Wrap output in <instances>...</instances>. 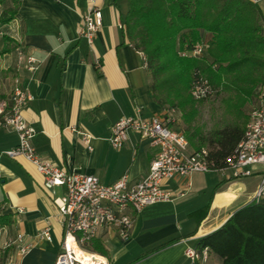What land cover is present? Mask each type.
I'll list each match as a JSON object with an SVG mask.
<instances>
[{"label":"crops","instance_id":"1","mask_svg":"<svg viewBox=\"0 0 264 264\" xmlns=\"http://www.w3.org/2000/svg\"><path fill=\"white\" fill-rule=\"evenodd\" d=\"M9 5L7 0L0 9ZM94 5L102 24L89 45L79 36L89 0H19L12 34L0 37V101L9 99L15 49L22 47L38 60L34 72H21L22 84L32 95L22 116L36 131L31 142L37 154L65 171L95 175L104 184L128 173L133 184L148 173L155 150L134 131L114 149L108 142L110 129L122 116L138 112L146 118L162 108L150 92L145 55L124 36L127 0H94ZM256 5L264 15V0ZM76 131L91 136L90 150ZM16 144V133L0 127V264H53L63 234L61 216L34 165L5 154ZM261 169L253 166L250 176L239 178L227 169L167 180L163 188L183 195L146 205L134 216L127 241L101 227L93 242L104 255L92 244L89 249L108 264H193L187 249L252 201ZM54 192L61 195L63 188ZM46 227L50 240L40 236ZM17 233L33 243L23 256L14 245L5 247ZM201 264L219 260L209 255Z\"/></svg>","mask_w":264,"mask_h":264},{"label":"trees","instance_id":"2","mask_svg":"<svg viewBox=\"0 0 264 264\" xmlns=\"http://www.w3.org/2000/svg\"><path fill=\"white\" fill-rule=\"evenodd\" d=\"M6 1L0 0V8ZM9 1L8 7L0 9V25L16 14L19 0ZM127 2L122 20L124 36L145 55L153 99L162 110L171 108L175 112L176 108L185 128L173 129L186 136L192 150L207 148L215 169L224 168L244 133L249 114L243 107L255 96L256 88L264 85V15L249 0ZM199 42L205 44L201 57L182 55ZM198 75L208 80L213 94L226 95L222 101L233 115L230 122L208 133L193 124L202 100L193 99L189 87ZM172 120L173 124L174 117ZM91 246L104 255L95 242ZM204 248L219 264H264V201L249 202L230 214L220 227L199 238L194 249Z\"/></svg>","mask_w":264,"mask_h":264},{"label":"built area","instance_id":"3","mask_svg":"<svg viewBox=\"0 0 264 264\" xmlns=\"http://www.w3.org/2000/svg\"><path fill=\"white\" fill-rule=\"evenodd\" d=\"M258 4L260 0H249ZM1 13V11H0ZM101 12L89 0L88 9L82 15L79 36L92 45L101 28ZM0 27V37L12 34V21ZM205 44L197 43L191 51L182 55L201 57ZM15 74L8 100L0 101V127L11 129L17 135V144L5 152L8 157H23L34 165L43 178V187L50 191L53 203L61 216L63 228L60 248L53 264H108L105 257L93 252L88 247L92 244L101 227L116 231L121 241L130 237L133 218L146 205L172 201L183 195L181 191H170L163 188V183L174 178L188 179L192 173L230 170L232 177H247L252 174L253 166H260L259 183L254 191L252 201H264V86L258 92L257 101L252 106L243 130L242 139L238 142L233 154L227 158L226 166L215 169L213 161L208 159V149L190 150L186 136L171 126L174 111L170 109L141 117L138 112L131 116H122L110 129L108 142L114 149L122 147L127 140L128 131L139 133L148 139L155 150L149 165L148 173L140 181L130 184L128 173H124L110 184L102 183L95 175L79 171H65L48 159L40 157L32 145L35 129L22 116L23 107L32 99V95L22 84L21 72H34L38 60L16 47ZM189 94L195 100H203L213 95V89L205 77L196 76ZM87 149H91V136L76 131ZM190 186V182H187ZM62 187L63 193L55 195L54 189ZM48 227L40 236L50 240ZM14 245L17 254L23 256L33 247V243L24 234L17 233L6 241L5 247ZM187 256L192 260H207L206 248L197 251L188 248Z\"/></svg>","mask_w":264,"mask_h":264},{"label":"rangeland","instance_id":"4","mask_svg":"<svg viewBox=\"0 0 264 264\" xmlns=\"http://www.w3.org/2000/svg\"><path fill=\"white\" fill-rule=\"evenodd\" d=\"M264 86L261 85L256 88L255 96L244 105L243 111L245 114H249L252 106L256 102L258 92L260 88ZM226 97L224 94H213L211 97L198 102V114L193 120V124L199 126L202 133H208L209 131L222 127L224 124L230 122L233 118V115L229 114L225 109V104L222 99ZM174 123L171 124L172 128H176L178 130H183L185 128V124L182 121L180 116V112L175 108V112L173 113ZM190 150L191 146H190Z\"/></svg>","mask_w":264,"mask_h":264}]
</instances>
